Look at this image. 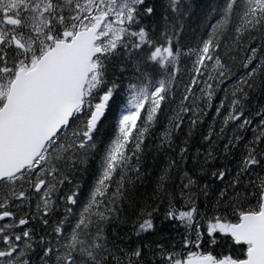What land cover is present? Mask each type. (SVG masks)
Returning <instances> with one entry per match:
<instances>
[{
    "label": "snow or ice",
    "instance_id": "snow-or-ice-1",
    "mask_svg": "<svg viewBox=\"0 0 264 264\" xmlns=\"http://www.w3.org/2000/svg\"><path fill=\"white\" fill-rule=\"evenodd\" d=\"M0 264H264V0H0Z\"/></svg>",
    "mask_w": 264,
    "mask_h": 264
},
{
    "label": "trees",
    "instance_id": "trees-1",
    "mask_svg": "<svg viewBox=\"0 0 264 264\" xmlns=\"http://www.w3.org/2000/svg\"><path fill=\"white\" fill-rule=\"evenodd\" d=\"M199 2L208 4V3H211L212 0H199ZM150 190L151 189L149 188L148 191H150ZM165 231H166V234H170L175 239H179V235H178V232H177L176 228H169V229H166Z\"/></svg>",
    "mask_w": 264,
    "mask_h": 264
}]
</instances>
